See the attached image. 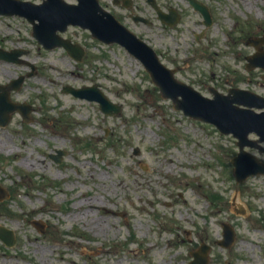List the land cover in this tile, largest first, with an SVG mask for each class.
Segmentation results:
<instances>
[{"label":"rangeland","instance_id":"rangeland-1","mask_svg":"<svg viewBox=\"0 0 264 264\" xmlns=\"http://www.w3.org/2000/svg\"><path fill=\"white\" fill-rule=\"evenodd\" d=\"M100 1L202 94L239 87L264 96V70H246L255 53L248 39L264 35V0H202L214 15L205 33L185 0H157L179 9L175 28L162 25L144 0L133 8L152 25L134 23L113 0ZM31 31L24 19L0 17V47L28 50L37 68L11 95L34 105L31 127L14 114L0 128V182L15 190L0 208V225L17 238L9 250L0 241V264H190L203 242L211 246L210 264H264V176L235 182V138L175 111L121 47L69 28L64 37L87 51L77 64L62 49L44 50ZM31 69L0 61V84ZM69 85H97L124 111L108 117L98 104L64 94ZM60 150L58 165L49 154ZM238 199L246 217L233 214ZM222 222L240 238L232 250L214 243Z\"/></svg>","mask_w":264,"mask_h":264},{"label":"water","instance_id":"water-1","mask_svg":"<svg viewBox=\"0 0 264 264\" xmlns=\"http://www.w3.org/2000/svg\"><path fill=\"white\" fill-rule=\"evenodd\" d=\"M196 10L206 16L207 22L211 19L208 16V10L195 0H189ZM0 14L18 15L26 17L30 23L34 24L33 35L39 40L40 44L48 49L64 47L68 53L77 60H81L83 50L78 45H73L69 40H63L57 34V31L64 32L68 25H80L84 29H90L94 36L108 44L117 42L124 45L129 53L135 55L141 63L144 64L148 73L151 74L155 85L160 87L162 96L165 99H172L177 110H183L186 115L194 117L201 121H206L217 126L224 134H233L240 139L238 146L241 148L239 157L234 159L238 181L245 180L252 174H263L264 164H261L253 155L245 152V146L259 148L264 152V148L256 143L249 142L250 133H256L261 137L260 143L264 141V112L257 114L251 109L245 107L264 108V100L254 102L249 93L242 92L235 97L226 96V98L216 97L209 100L197 93L194 88L178 82L175 79V73L168 70L159 61L158 56L146 44L138 40L134 35L121 27L114 18L104 12L98 6L97 0H80V5L76 7H67L58 3V0L46 1L42 6H36L29 2H19L17 0H0ZM38 21L40 24H36ZM254 42L255 47L259 48V43L264 42V38ZM264 58V55L257 54L250 62V66L262 65L256 62ZM77 97H85L89 100L101 102L102 110L108 113L120 111L119 107L112 105L105 99L103 93L96 88L91 90L75 91L69 88ZM8 102V98H0V124H7L11 114L15 110H24ZM28 111L25 113L27 114ZM8 193L0 188V200L6 199ZM10 232H1L0 237L10 240L13 243L14 238Z\"/></svg>","mask_w":264,"mask_h":264}]
</instances>
